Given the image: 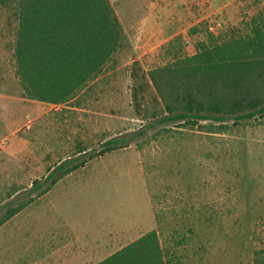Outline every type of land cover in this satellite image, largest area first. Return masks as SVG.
<instances>
[{
	"label": "rangeland",
	"instance_id": "1",
	"mask_svg": "<svg viewBox=\"0 0 264 264\" xmlns=\"http://www.w3.org/2000/svg\"><path fill=\"white\" fill-rule=\"evenodd\" d=\"M110 1L122 45L95 81L59 104L26 94L15 56L18 6H0V219L45 195L19 220L62 223L66 241L79 243L81 264H96L152 230L173 264H253L264 248V116L159 123L166 101L150 72L177 58V42L173 51L164 44L170 37L182 34L181 56L193 55L209 33H247L264 0H230L236 24L227 21V0H191L195 20L220 10L190 27L166 24L168 12L157 17L161 28L136 24L146 0ZM112 138L124 146L30 194L33 181L60 161Z\"/></svg>",
	"mask_w": 264,
	"mask_h": 264
},
{
	"label": "trees",
	"instance_id": "2",
	"mask_svg": "<svg viewBox=\"0 0 264 264\" xmlns=\"http://www.w3.org/2000/svg\"><path fill=\"white\" fill-rule=\"evenodd\" d=\"M9 3L17 4L19 10L17 73L30 98L54 104L70 101L99 77L122 45L123 25L110 0H0V6ZM249 25L247 33L231 29L226 39L209 33L206 41H197L193 55L181 56L182 34L164 43L170 44L168 51L174 50L175 41L179 46L173 63L150 72L166 101L167 113L159 123L231 119L237 123L264 116L258 89L264 87V8ZM124 144L112 138L99 148L80 150L52 167L44 178L35 179L30 194L48 192L89 160ZM19 210L13 209L0 224ZM96 264L173 263L158 232L152 230ZM253 264H264V248L256 251Z\"/></svg>",
	"mask_w": 264,
	"mask_h": 264
},
{
	"label": "crops",
	"instance_id": "3",
	"mask_svg": "<svg viewBox=\"0 0 264 264\" xmlns=\"http://www.w3.org/2000/svg\"><path fill=\"white\" fill-rule=\"evenodd\" d=\"M148 7L147 14L143 15L136 22L137 25L148 26L154 24L161 28L157 17L163 18L168 12L172 16H167L165 23L172 25L179 23L181 25L190 22L189 27L203 18H211L213 14L219 12L220 8L213 9L211 12L197 18L190 7L191 0H146ZM222 0H211V2ZM226 1V0H223ZM134 3V2H133ZM227 0L224 3L228 20L231 24H236L239 19L231 16L232 7ZM213 5V3H212ZM131 8L133 5L130 6ZM164 23V24H165ZM226 23V21H225ZM227 24V23H226ZM147 37V36H146ZM172 38V37H170ZM45 195L37 198L26 208L12 214L5 222L0 224V264H81L83 259L77 255L78 241L74 236L66 241L68 234L64 232L62 223H55L50 219L43 224L21 222V216H24L32 204L38 202ZM26 216H29L28 214ZM29 219V218H27ZM70 237V236H69ZM85 262V261H84Z\"/></svg>",
	"mask_w": 264,
	"mask_h": 264
},
{
	"label": "built area",
	"instance_id": "4",
	"mask_svg": "<svg viewBox=\"0 0 264 264\" xmlns=\"http://www.w3.org/2000/svg\"><path fill=\"white\" fill-rule=\"evenodd\" d=\"M220 27H221V26H218V25H216L215 23H212V24L210 25V30L213 31V32H215V31L219 30Z\"/></svg>",
	"mask_w": 264,
	"mask_h": 264
}]
</instances>
